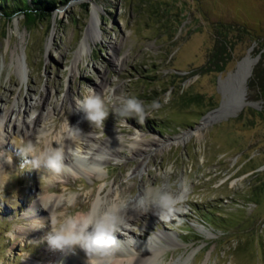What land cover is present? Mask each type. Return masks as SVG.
<instances>
[{
	"label": "rangeland",
	"instance_id": "374dc122",
	"mask_svg": "<svg viewBox=\"0 0 264 264\" xmlns=\"http://www.w3.org/2000/svg\"><path fill=\"white\" fill-rule=\"evenodd\" d=\"M93 9L101 36L71 72ZM229 24L233 28L227 29ZM222 29L232 43L230 59L225 71H207ZM263 46L264 0H69L29 25L22 14L7 20L0 13V264H47L46 256L59 255L44 239L50 226L35 238L21 239L19 233L35 221L33 209L47 186L51 197L77 193L73 207L56 210L75 215L87 213L110 187L126 198L160 184L175 190L185 181L181 214L158 222L138 214L129 223L130 237L146 244L161 231L173 236L174 246L155 244L167 247L164 259L170 264H264V99L256 87H247L260 58L256 50ZM248 54L259 55L242 98L250 104L236 113L224 109L201 126L221 104L219 79ZM260 68L263 74L264 61ZM242 71L240 63L237 72ZM100 82L116 95L146 103L159 99L162 106L142 125L127 119L131 128L110 112L102 133L75 104L86 85L96 90ZM66 119L83 134L121 138L120 152L105 164L102 178L62 171L48 182L45 167H20L18 148L29 140L41 148L55 142L66 134ZM31 120H36L34 127ZM135 136L184 139L135 155ZM170 163L174 171L167 174ZM127 237L125 232L121 242Z\"/></svg>",
	"mask_w": 264,
	"mask_h": 264
},
{
	"label": "clouds",
	"instance_id": "9594fccd",
	"mask_svg": "<svg viewBox=\"0 0 264 264\" xmlns=\"http://www.w3.org/2000/svg\"><path fill=\"white\" fill-rule=\"evenodd\" d=\"M85 87L86 93L82 95V99L75 101L76 109L84 113V118L91 127L102 133L110 112L120 118L121 125L131 128L126 123L127 119L135 118L142 125L153 111L162 106L159 99L146 103L135 96L116 95L112 88L97 93L91 86ZM62 128L66 135H62L58 141L46 143L43 148L31 140L24 142L18 148L23 161L20 167L39 170L43 166L50 172L59 174L67 167L63 161L70 151L75 159L86 164L87 171L106 174L105 162L114 159L112 153L107 148L95 150L93 146L85 150L80 147L85 143V135L78 128L69 126L67 119L62 122ZM65 141L73 142L75 146H70ZM53 143L56 147H53ZM11 162L12 158L9 163ZM173 171L174 164L170 163L165 172L171 174ZM187 193L186 181L176 186L175 190L171 185L160 184L147 189L143 195L122 198L116 202L97 199L87 213L75 215L55 211L53 205L45 207L41 204L49 212L50 221V231L44 239L53 251L74 253L77 247L82 249L87 257V264H137V261L170 264L164 259L162 252L153 253L148 249L150 256L139 259L140 254L134 249V239L127 237L121 242L118 241L117 234L125 235L124 230L130 227V213L134 211L143 214L155 212L161 218L174 215L184 205ZM76 196L77 193H68L58 199V204L71 208L76 203ZM127 239L132 240L131 245H127Z\"/></svg>",
	"mask_w": 264,
	"mask_h": 264
},
{
	"label": "bare ground",
	"instance_id": "6f19581e",
	"mask_svg": "<svg viewBox=\"0 0 264 264\" xmlns=\"http://www.w3.org/2000/svg\"><path fill=\"white\" fill-rule=\"evenodd\" d=\"M99 30L100 29L98 27V12L95 9H93L92 16H91L89 24L86 28L84 37H83L79 47L77 48V50L75 52L74 60L72 62L71 72L72 71L76 72V70L78 68V62L81 59V57L86 52H88L90 50V44L91 43L95 44L98 42V40L101 36V33ZM244 59H242L239 62L238 67ZM238 67H237V69H238ZM249 69H251V68H249ZM248 70H247V73H248ZM239 74L242 76V78L244 80L243 85H244V89H245V82H246L245 78L248 77V75H246V77H244L243 71L239 72ZM104 87H105V84L100 82L96 88V92L97 93L102 92V90H104ZM242 98H243V94H242V97H241L240 101L238 102V104L235 107H232L230 112L236 113L246 104V102L243 101ZM226 104H227V100L225 98H223L222 105L217 110H215L214 113L207 115L203 119V123H201V126L205 125V123H207L212 117H215L219 114H223ZM30 123H32L33 124L32 126L34 127L36 120H31ZM201 126H199L198 128L200 129ZM0 128H2L1 124H0ZM84 135H85V137H84L85 143L83 145H80V147H82L85 150L93 148V146H95V150H103L104 148H107L112 153V156L114 158H117V155L120 152V149L122 147V145L119 142H117L118 140H121L120 137H116L115 134L113 133L111 137H108V138L102 140V139L96 138L94 136V134H92L91 132H87ZM61 136L62 135H60L59 138L56 139L55 141H58L61 138ZM183 139H184V136H178L173 141L159 140V139H156L154 137L149 139V140H146V139L141 138L140 136H135V138L131 141V150H132L131 152L135 155H141L143 153H146L150 148L154 147L157 149H161V148L169 146L172 142H181ZM65 143L66 144L70 143V146H75V145H73V142L65 141ZM108 162H109V160L106 161L105 164H107ZM63 163L67 166L66 169L63 171L66 174L71 173V172L75 173V174L83 173L84 175L85 174L86 175H93L95 178H98V179L102 178V174H93V173L87 171L86 164L75 159L70 151L66 154V157H65ZM142 167H143V164L139 165V167H137V169L135 171L138 172ZM45 173H46V177L48 179V182H52L53 179L60 177L59 174L52 173L50 171H45ZM166 186H168V184H166ZM49 188H50V186H47V188H45L44 193L41 194L39 203L36 206V208L37 207L38 208L33 209V212H34L33 218L35 217L34 218L35 221L32 222V225H30V228L26 229V230H19L21 239L28 238V237L35 238V237H38L40 235L43 236V234L47 233L46 229H48V227L50 226L49 212L44 210L42 208L41 204H43L45 207H47L49 205H53L54 210L56 211L57 208L59 206H61L58 204V199L62 197V196H54V197L48 196L47 194L49 192ZM146 190L147 189H145V188L141 189V191L139 192V195H143V193ZM103 191H104V188L101 187L99 190V194ZM76 199H77V197H76ZM97 199H101L100 196H98L95 200H97ZM102 199L111 203V202H116V201L122 199V197L120 196V192H114L112 187H110V189L107 191L106 195ZM130 214H131V219L129 220V223L134 220L136 215H138V214L144 215L141 212H135V211L130 213ZM180 214H181L180 212H177L172 216H164L163 218L170 220L171 218H176ZM147 215L150 216L151 222H158V219L161 218L160 215L158 213H155V212H149ZM43 226H45V228ZM124 231L127 232V235H129V237L134 235V233L131 232L129 230V228L125 229ZM123 238H125V235L117 234L118 241H122ZM160 241L166 242V244H168L167 246H169V245L174 246L176 244V239L173 236H171L167 233H164L162 231L159 232L158 234L156 233L154 235L153 239L148 241L149 244L148 243H146V244L140 243L139 244V243L135 242L134 249L136 252H138L140 254L139 259H144V258H147L150 256V253L147 251V249L153 253L162 252L165 256V252L167 250V247L166 246H163V247L162 246L161 247L155 246V244H157V243L160 244L159 243ZM131 244H132V242H127V245H131ZM38 258L43 259L40 256ZM44 261L47 264H87V257L85 255V252L82 249L77 247L74 250V253L60 252L59 255H56V257L55 256H50V257L46 256ZM137 264H146V262L137 261Z\"/></svg>",
	"mask_w": 264,
	"mask_h": 264
},
{
	"label": "trees",
	"instance_id": "16d2710c",
	"mask_svg": "<svg viewBox=\"0 0 264 264\" xmlns=\"http://www.w3.org/2000/svg\"><path fill=\"white\" fill-rule=\"evenodd\" d=\"M68 1L69 0H0V13L7 20L12 19L18 14H22L25 18L26 24L29 25L34 23L37 19L42 18L44 15H46L50 8L54 7L57 3H67ZM222 27L224 28V25ZM226 28H233V25H226ZM238 28L243 32L250 33V31L245 26L241 25ZM251 35L256 36L253 34ZM258 39L261 38L258 37ZM231 47L232 43L230 42L227 33L224 32V29H222L221 31H217L216 47L208 56V59L206 61V70H214L216 72L225 71L227 63L230 59ZM263 48L264 46L256 50V53L260 54V58L259 62L253 67L252 74L247 81V87L248 90L256 87L258 90V94L264 99V73H260V66L264 61V50H262ZM241 64L243 65V75L244 77H246L247 70L249 68H252V66L255 64V61L250 56V54H248V56L241 62ZM247 78L248 77H246L245 80ZM260 113L264 115V107L260 110Z\"/></svg>",
	"mask_w": 264,
	"mask_h": 264
},
{
	"label": "water",
	"instance_id": "95a60500",
	"mask_svg": "<svg viewBox=\"0 0 264 264\" xmlns=\"http://www.w3.org/2000/svg\"><path fill=\"white\" fill-rule=\"evenodd\" d=\"M258 57L259 55L253 58L255 61H257ZM250 72L251 69L248 70L247 75H249ZM243 84H244V80L242 76L237 72V68L233 72L227 73L224 79H219L218 90L222 95V101L220 106L223 103V98H225L227 100V104L224 109L231 110L232 107H235L240 101L242 94L244 92ZM246 103L250 104L249 102Z\"/></svg>",
	"mask_w": 264,
	"mask_h": 264
}]
</instances>
